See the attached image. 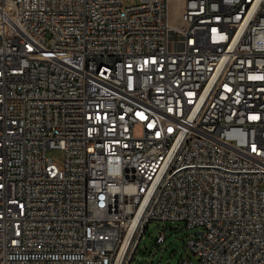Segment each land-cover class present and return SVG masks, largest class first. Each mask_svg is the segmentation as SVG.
Wrapping results in <instances>:
<instances>
[{"label": "built area", "instance_id": "1", "mask_svg": "<svg viewBox=\"0 0 264 264\" xmlns=\"http://www.w3.org/2000/svg\"><path fill=\"white\" fill-rule=\"evenodd\" d=\"M170 6L0 0V264H264V0Z\"/></svg>", "mask_w": 264, "mask_h": 264}, {"label": "rangeland", "instance_id": "2", "mask_svg": "<svg viewBox=\"0 0 264 264\" xmlns=\"http://www.w3.org/2000/svg\"><path fill=\"white\" fill-rule=\"evenodd\" d=\"M138 2L139 0H123L124 6ZM182 9L183 0H171V24H179ZM178 37L177 34L171 33L172 48L180 49L182 47V43L177 41ZM49 155L56 163L62 165L63 153L60 150H50ZM162 232L166 235V240L163 244L158 245L157 237ZM195 234L196 229H188L183 221L152 220L140 239L130 264H178L185 258H190L194 264H200L198 255L187 245L188 239Z\"/></svg>", "mask_w": 264, "mask_h": 264}, {"label": "water", "instance_id": "3", "mask_svg": "<svg viewBox=\"0 0 264 264\" xmlns=\"http://www.w3.org/2000/svg\"><path fill=\"white\" fill-rule=\"evenodd\" d=\"M203 232L202 231H199V234H202ZM157 264H160V263H157Z\"/></svg>", "mask_w": 264, "mask_h": 264}, {"label": "bare ground", "instance_id": "4", "mask_svg": "<svg viewBox=\"0 0 264 264\" xmlns=\"http://www.w3.org/2000/svg\"><path fill=\"white\" fill-rule=\"evenodd\" d=\"M130 240L129 239H127V242H129Z\"/></svg>", "mask_w": 264, "mask_h": 264}]
</instances>
